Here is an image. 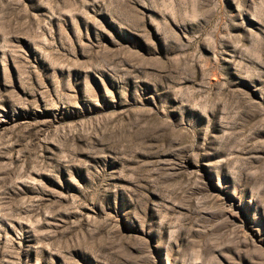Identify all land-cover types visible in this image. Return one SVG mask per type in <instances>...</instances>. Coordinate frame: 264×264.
<instances>
[{
  "label": "rangeland",
  "instance_id": "obj_1",
  "mask_svg": "<svg viewBox=\"0 0 264 264\" xmlns=\"http://www.w3.org/2000/svg\"><path fill=\"white\" fill-rule=\"evenodd\" d=\"M0 264H264V0H0Z\"/></svg>",
  "mask_w": 264,
  "mask_h": 264
}]
</instances>
